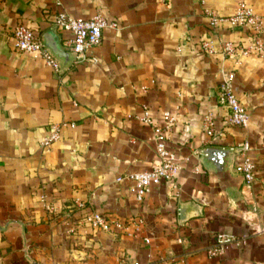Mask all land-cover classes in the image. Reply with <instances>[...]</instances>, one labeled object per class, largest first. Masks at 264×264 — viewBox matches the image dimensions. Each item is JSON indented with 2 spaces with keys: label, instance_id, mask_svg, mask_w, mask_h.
<instances>
[{
  "label": "crops",
  "instance_id": "obj_1",
  "mask_svg": "<svg viewBox=\"0 0 264 264\" xmlns=\"http://www.w3.org/2000/svg\"><path fill=\"white\" fill-rule=\"evenodd\" d=\"M239 1L24 0L21 12L0 0V264H264V58L228 59L202 48L251 45L249 31L212 27L205 13L229 17ZM244 1L264 18V0ZM62 11L115 24L90 54L97 64L77 63L66 51L51 26ZM19 24L69 53L58 60L60 73L14 49ZM231 71L251 115L246 130L229 126L217 103ZM145 109L158 124L165 112L177 118L168 149L180 170L179 191L151 186L141 202L131 182L118 180L157 163L153 129L137 119ZM208 117L213 137L204 132ZM64 124L61 139L43 150L51 126ZM244 141L256 167L252 184L234 164L225 173L204 164L207 149ZM93 212L130 229L86 230ZM218 234L236 239L223 260L207 255Z\"/></svg>",
  "mask_w": 264,
  "mask_h": 264
},
{
  "label": "built area",
  "instance_id": "obj_2",
  "mask_svg": "<svg viewBox=\"0 0 264 264\" xmlns=\"http://www.w3.org/2000/svg\"><path fill=\"white\" fill-rule=\"evenodd\" d=\"M201 1L204 4L206 0ZM205 13L210 18L212 27L226 23L232 28L246 29L252 36V43L248 47H240L233 42H225L220 47L214 48L205 42L202 48L207 54L237 60L252 56L264 58V18L258 16L244 0L239 1L234 14L229 17L220 18L209 10H206ZM51 26L56 32L65 37L64 47L66 51L75 57L77 63L97 64L98 59L90 56V54L102 45L104 31L107 28L115 27V24H110L101 14L84 19L73 17L62 11L54 16ZM12 37L16 51L34 55L55 73L61 72L58 59L46 47L43 38L31 28L19 24L12 31ZM235 82L236 74L234 71L223 73V80L216 95L217 103L227 111V124L229 126L246 130L249 127L251 115L237 95ZM137 119L153 129L157 163L150 171L130 174L118 181L127 180L131 182L136 189L137 198L141 202L149 193L151 186L172 184L174 190L179 191L176 177L180 168L175 154L168 149V142L175 128L177 118L171 113L165 112L162 123L158 124L150 111L145 109L144 114ZM65 126L67 125L51 126L47 136L41 143L43 150L48 151L54 143L61 139V133ZM70 126L75 127L74 124H70ZM214 131L215 123L211 117H208L204 123V132L207 136L213 137ZM234 150L238 152L237 160L233 166L234 172L243 177L247 184H252L255 180L256 167L250 156V143L248 141L239 143ZM48 210L52 209L48 207ZM139 224L141 225L143 222L139 221ZM83 227L86 230L107 233H115L116 230L128 232L130 229L128 224L121 221L112 222L97 212H93L84 218ZM146 241L148 242V240ZM235 242L236 239L232 236L226 234L215 235L207 248V255L213 259L223 260ZM120 264L141 263L135 259L124 258Z\"/></svg>",
  "mask_w": 264,
  "mask_h": 264
},
{
  "label": "water",
  "instance_id": "obj_3",
  "mask_svg": "<svg viewBox=\"0 0 264 264\" xmlns=\"http://www.w3.org/2000/svg\"><path fill=\"white\" fill-rule=\"evenodd\" d=\"M7 4L17 11L23 12L24 10V0H7ZM3 15L0 10V23H2ZM5 39V35L0 31V45ZM44 43L49 51L60 61L67 62L69 59V53L64 49L57 46L49 35H46L44 38ZM238 152L236 150L228 149H218V148H209L204 152L203 162L209 167H213L219 173H225L232 164H234V159L237 156ZM188 214L186 209L181 210V219L185 220ZM1 230L5 228L0 227Z\"/></svg>",
  "mask_w": 264,
  "mask_h": 264
}]
</instances>
